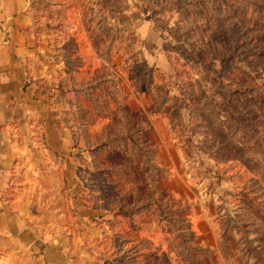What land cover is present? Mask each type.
<instances>
[{"label":"rangeland","instance_id":"1","mask_svg":"<svg viewBox=\"0 0 264 264\" xmlns=\"http://www.w3.org/2000/svg\"><path fill=\"white\" fill-rule=\"evenodd\" d=\"M31 1L89 65L0 145V264H264V0Z\"/></svg>","mask_w":264,"mask_h":264},{"label":"crops","instance_id":"2","mask_svg":"<svg viewBox=\"0 0 264 264\" xmlns=\"http://www.w3.org/2000/svg\"><path fill=\"white\" fill-rule=\"evenodd\" d=\"M81 13L79 11L69 30L74 32L79 27L87 37L88 29L81 20ZM74 25L76 28H73ZM38 26L31 0H0V145L3 144V187L9 184L12 163L16 161L15 123L25 119L28 121L27 133L34 134L36 129L32 121L40 118L41 114L44 119L46 113L48 117L52 114L54 118L60 115V104L66 102L64 108L72 110L73 102L76 107L75 102L85 96L83 89L86 86L82 84L80 69H87L89 64L71 66L63 56V46L57 47L51 35L41 34ZM92 54L100 66L106 63L96 50L93 49ZM78 56L86 55L80 53ZM118 57V54L112 56L111 63H116ZM47 129H51L55 135L59 134L64 140L66 133L61 131L58 121Z\"/></svg>","mask_w":264,"mask_h":264},{"label":"trees","instance_id":"3","mask_svg":"<svg viewBox=\"0 0 264 264\" xmlns=\"http://www.w3.org/2000/svg\"><path fill=\"white\" fill-rule=\"evenodd\" d=\"M110 57H111V53L109 54L108 59H110Z\"/></svg>","mask_w":264,"mask_h":264}]
</instances>
